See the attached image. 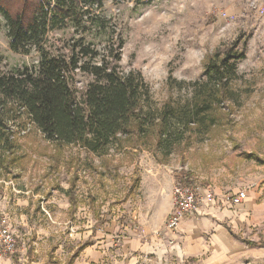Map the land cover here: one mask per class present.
<instances>
[{"label":"rangeland","instance_id":"374dc122","mask_svg":"<svg viewBox=\"0 0 264 264\" xmlns=\"http://www.w3.org/2000/svg\"><path fill=\"white\" fill-rule=\"evenodd\" d=\"M99 13L124 42L121 71L140 73L158 107L189 97L187 84L201 79L208 56L243 50L230 99L216 109L215 127L186 135L166 157L136 138L98 157L77 146L56 147L32 125L20 131L16 124L19 159L0 170V264H133L134 257L135 264H188L126 245L129 230L149 240L141 231L167 213L174 184L222 192L254 184L264 197V0H105ZM6 31L0 15L2 70L36 65L38 51L12 52ZM78 37L69 28L50 32L45 46L58 53ZM95 48L111 61L104 44ZM91 81L77 73L74 87L81 92ZM259 231L244 232V239L264 240V224ZM5 234L15 241L13 254L2 252ZM238 264H264V250Z\"/></svg>","mask_w":264,"mask_h":264},{"label":"trees","instance_id":"16d2710c","mask_svg":"<svg viewBox=\"0 0 264 264\" xmlns=\"http://www.w3.org/2000/svg\"><path fill=\"white\" fill-rule=\"evenodd\" d=\"M104 1L0 0L9 49L28 55L34 47L39 53L36 65L0 67V170L19 159L14 157L16 124L20 131L32 125L56 147L77 146L98 157L131 138L151 141L166 157L186 135L203 136L218 124L216 109L230 99L243 50L230 47L208 56L201 79L187 84L189 97L158 107L140 73L121 71L124 42L99 13ZM68 28L79 37L65 43L60 52L66 53L48 51L50 32ZM101 44L111 61L95 48ZM77 73L92 78L81 92L74 87ZM169 85L180 88L182 82ZM257 245L264 242L248 243Z\"/></svg>","mask_w":264,"mask_h":264},{"label":"crops","instance_id":"0c3cea01","mask_svg":"<svg viewBox=\"0 0 264 264\" xmlns=\"http://www.w3.org/2000/svg\"><path fill=\"white\" fill-rule=\"evenodd\" d=\"M212 192V202L201 204L194 216L178 225L175 233H167L163 227L171 210V189L167 213L158 223L141 231L143 236H150L149 240L143 241L140 234L129 230L127 248L134 253L159 258L172 255L188 264H238L247 253L264 250V245L248 246V243L264 242L263 239H244L243 235L263 228L264 197L259 187L251 184L225 192L219 189ZM239 192L245 194L243 200L237 199ZM100 226H95L94 230ZM133 259L135 264V257Z\"/></svg>","mask_w":264,"mask_h":264},{"label":"built area","instance_id":"2783aa9c","mask_svg":"<svg viewBox=\"0 0 264 264\" xmlns=\"http://www.w3.org/2000/svg\"><path fill=\"white\" fill-rule=\"evenodd\" d=\"M245 194L239 192L238 200H243ZM214 194L210 189H199L190 183L178 182L172 188L171 210L165 221L163 231L175 233L178 225L188 217L194 216L199 206L206 202H212ZM1 247L4 254H13L15 252V241L9 234L1 236Z\"/></svg>","mask_w":264,"mask_h":264}]
</instances>
